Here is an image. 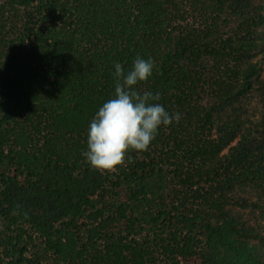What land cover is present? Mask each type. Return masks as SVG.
I'll use <instances>...</instances> for the list:
<instances>
[{
    "label": "trees",
    "instance_id": "16d2710c",
    "mask_svg": "<svg viewBox=\"0 0 264 264\" xmlns=\"http://www.w3.org/2000/svg\"><path fill=\"white\" fill-rule=\"evenodd\" d=\"M260 53L264 0H0V264H264V234L228 207L264 204L226 193L248 181L264 197V111L221 116L254 89ZM137 56L155 62L138 90L181 119L101 172L82 156L88 125L114 64ZM161 164L181 187L138 217L165 198ZM29 230L45 255H28Z\"/></svg>",
    "mask_w": 264,
    "mask_h": 264
},
{
    "label": "clouds",
    "instance_id": "9594fccd",
    "mask_svg": "<svg viewBox=\"0 0 264 264\" xmlns=\"http://www.w3.org/2000/svg\"><path fill=\"white\" fill-rule=\"evenodd\" d=\"M114 93L95 112L87 129V150L82 156L93 169L113 171L126 163L130 150L147 151L161 126L179 123L181 114L159 103V92L138 90L154 74L155 62L137 56L125 71L114 64Z\"/></svg>",
    "mask_w": 264,
    "mask_h": 264
},
{
    "label": "rangeland",
    "instance_id": "374dc122",
    "mask_svg": "<svg viewBox=\"0 0 264 264\" xmlns=\"http://www.w3.org/2000/svg\"><path fill=\"white\" fill-rule=\"evenodd\" d=\"M257 60L261 64V72L256 79L254 89L246 97H243L239 103H237L233 107H229L226 112H223L221 116L223 115L224 118L227 119L228 117H231L232 120L238 119V121H241L245 125H249L251 122L255 124L260 120L262 112L264 111V56L262 53L258 54V56L255 58V61ZM218 133L219 132L216 129L214 131L215 137L218 136ZM225 152H227V150ZM161 168L162 174L166 175V181L164 183V187L159 190L158 193H162V195H165V198L161 199L159 196H156V201L151 202V207L148 208V206H146L144 208H140L137 210V212H135L134 215L138 217H144L147 211H155V209H157L161 204H167L169 207L171 205V202L174 201V198L172 196L174 194L173 192L181 186L178 182V179L173 177V168L170 165L161 164ZM157 181H159V179L153 177L151 182L155 183ZM226 193L234 201L240 199L244 200L245 205L253 203L264 204V197L262 196V193L254 184L248 181L236 183L233 187L228 188V190H226ZM217 196L218 194L216 195V197ZM115 200V203H118L119 201L126 199L125 197H123V199L119 197L118 199L115 198ZM189 201V207H196L197 204L201 203L192 199ZM228 207H231L234 210L235 214L238 215L245 223L255 227L258 232L264 234V214L260 209H255L251 206L244 208L243 206H240L235 202H233ZM29 232L33 234V240L27 238V243L29 244L30 248L28 255L31 257L35 253H38L39 250L41 252V255H45L44 249H40L44 247L41 244L40 237L31 230H29ZM43 264H54V260H44Z\"/></svg>",
    "mask_w": 264,
    "mask_h": 264
}]
</instances>
